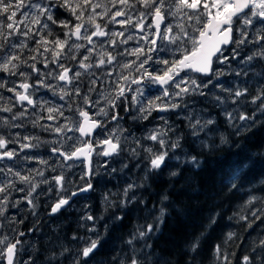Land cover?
Segmentation results:
<instances>
[{
    "label": "snow or ice",
    "instance_id": "6c2138e0",
    "mask_svg": "<svg viewBox=\"0 0 264 264\" xmlns=\"http://www.w3.org/2000/svg\"><path fill=\"white\" fill-rule=\"evenodd\" d=\"M57 8L70 12L75 20L69 22L54 17V9ZM18 15L22 19H16ZM0 17L3 18L0 19V73L17 76L22 81H8L5 76H0V89L12 93V97L7 99L14 98L21 108L19 113L10 118H0V127H23L10 123V120L27 116V104L33 109L38 108L39 112L47 113L46 116L33 113L36 115V119L32 121L33 127L38 126L57 136L55 140L42 141L38 135H25L23 140L26 143H22L19 133L11 140L0 135V162L15 160L19 154L15 150H8L10 143L18 144L21 151L39 148L41 143L59 145L51 147L50 151L65 162L79 161L80 164L75 165L82 168L79 179L87 178L84 184L77 186L71 178L66 181L65 174L61 171L42 181L46 185L54 181L53 187L57 190L58 198L50 207V216H55L62 209L67 211L71 203L75 202L73 197H79L81 193L93 189V155L119 156V137L105 134L104 129L110 122L109 117L111 121L121 118L117 109L119 107L121 111L127 110L126 102L129 100L140 106L138 111L146 113L143 118L147 119L153 111L166 113L179 109L181 103L190 96L211 95L222 108L229 124L238 129L237 135L255 126L258 122L257 113L261 114L260 120H264V87L250 93L246 86L234 88L229 84L225 87V82L218 79L224 74L219 67L221 65L226 66L236 76H240L241 72L247 76L251 67L257 64L264 67V0H0ZM48 22L65 31L49 39L53 37V29ZM109 25L113 27L109 28ZM117 26L121 30H116ZM61 36L64 38L61 39ZM29 41L32 42V47H29ZM130 41H134L135 46L125 47ZM25 49L30 53L27 57L23 55ZM118 57L125 59L122 61ZM128 57L134 59H127ZM66 61H75L76 70L73 71V66L65 63ZM233 63L239 70L232 68ZM38 64L42 67H37ZM240 65L244 67L240 68ZM117 67L120 69L118 75ZM95 69L104 71L97 75ZM33 74L35 79L29 83ZM114 75V80L107 79ZM83 76L91 79L87 90L82 94L79 83ZM53 80L56 83H52ZM98 81L114 87L110 92L97 93V97L93 99L91 93L96 91ZM152 87L158 91L146 96L145 90ZM217 88L228 95H217ZM40 89L58 95L61 100L67 98V110L74 115L65 116L64 106H48L47 101L34 99ZM205 89L208 91L205 92ZM241 97L244 99L241 100ZM4 99L0 94V100ZM225 101H230L236 107L229 111ZM249 103L253 106V111L240 110L244 104ZM0 112L12 113L13 106L5 103L0 107ZM158 118L165 121L167 119L163 115ZM61 119L63 123L60 122ZM42 120L53 123L44 124L41 123ZM214 123V118L204 119L201 123L197 117L189 126L194 130L192 135H198ZM96 129L100 131L97 132ZM169 131L170 128L155 129L146 137L153 142L143 148L148 154L147 168L159 171L169 167L168 160L178 158L170 157L169 153H174L181 147L180 136L169 142L166 139ZM69 133L72 135H68ZM66 141H71L68 147H65ZM220 143H227V139L222 136ZM205 146L207 147L206 144ZM132 152L137 153V149L133 148ZM25 159L32 157L26 156ZM249 159L247 155H240L236 161L227 165L237 171L230 179L221 177L224 188L239 191L236 180ZM189 162L193 168H200V162L195 156H191ZM38 163L45 168L49 167L47 160L40 159ZM73 166L68 165L69 168ZM104 166L108 167L107 164ZM14 167L15 165L0 164V173L6 177L0 179V264H20L17 257L24 250L25 241L21 237H25L26 233L12 229L9 235L5 231V224L16 223L11 215H7L9 204L15 208L22 202L11 199L12 193H25L23 202L35 215L38 208L37 197L52 190L46 188L37 192L41 185L35 182L33 172L43 177L44 169H31L28 174L23 175L19 170L14 171ZM123 167H127V164ZM51 171L54 172L55 167ZM172 175L177 173L173 172ZM17 183L27 185V191L25 188L16 187ZM137 187L139 185L133 182L127 184L120 206L130 204L136 199L135 195L128 198V193ZM164 199L167 200V197ZM105 201L111 204L107 197ZM244 207L249 211L239 216L234 214L237 222H244V227L249 229L257 221L264 224V198L249 195ZM159 213L157 219L161 220L165 207H161ZM101 218L89 213L81 218L89 222L81 227L92 235L72 236L76 244L69 257L71 264H93L99 250L104 246L96 228V223ZM113 219L122 220L123 217L115 216ZM19 222L23 223V218ZM215 223L216 217L213 215L209 218V226ZM155 231H158V225L154 228L149 223L133 233L125 241L130 254L117 260L116 264H125V259L127 264H145L147 253L144 256L139 254L141 249L137 246L138 240L144 241L143 248L150 247L147 240L151 239L149 234ZM238 239L234 231H229L222 242L214 246V259L218 264H233L232 257L235 252L229 253L226 245L229 241L235 243ZM199 246L200 239L194 238L189 245L190 252L196 253ZM68 251V248H63L60 255L63 256ZM23 264L31 262L25 260ZM237 264H264V235L252 242L250 251L247 254L242 253Z\"/></svg>",
    "mask_w": 264,
    "mask_h": 264
},
{
    "label": "trees",
    "instance_id": "16d2710c",
    "mask_svg": "<svg viewBox=\"0 0 264 264\" xmlns=\"http://www.w3.org/2000/svg\"><path fill=\"white\" fill-rule=\"evenodd\" d=\"M62 14L66 12L59 8L55 17L61 20ZM53 27L60 30L57 25ZM261 70L264 73V67ZM250 106L249 112L253 111V106ZM260 116L257 113L258 122L254 127L238 135V129L219 116L217 129L227 139V143L212 148L198 143L190 132H186L185 151L176 163L177 175L158 172L151 176L146 188H139L138 205L127 208L120 214L122 220L101 231V244L104 246L93 264H116L117 260L125 258L126 254H130L125 241L149 223L154 228L158 225V231L149 234L151 239L147 240V244L150 247L143 248L142 240H138L137 244L141 256L147 253L145 264H218L214 259L213 248L222 242L229 231H234L239 238L235 243L229 241L226 245L229 253L235 252L232 260L233 264H237L241 254L250 251L252 242L264 235V224L259 221L249 229L244 227V222H237L235 218L249 211L244 207L249 195L264 198V120H260ZM214 143H218V140ZM240 155H247L250 159L236 180L239 191L228 190L221 184V177L230 179L236 173V168L227 165ZM191 156L200 162L199 169L192 167L189 162ZM161 207H165V213L158 220ZM213 215L216 223L209 226V218ZM194 238L200 239L196 253L189 250ZM67 259L65 256L64 260ZM31 263L59 264L44 258L33 259Z\"/></svg>",
    "mask_w": 264,
    "mask_h": 264
},
{
    "label": "flooded vegetation",
    "instance_id": "af4514ba",
    "mask_svg": "<svg viewBox=\"0 0 264 264\" xmlns=\"http://www.w3.org/2000/svg\"><path fill=\"white\" fill-rule=\"evenodd\" d=\"M56 14V13H55ZM56 15H54L55 17ZM70 18L67 16V14L61 15V20H69ZM54 25L51 26L53 29V37H50V39L54 38V35L56 32L59 31V33H62L65 31V29H62L60 27L59 29H54ZM62 39L64 38L61 36ZM132 46V45H130ZM67 51V49H65ZM40 59V57H38ZM134 59V57H132ZM32 62V61H30ZM70 63V66H73V71L76 70L74 65L76 64L75 61L71 62H65ZM39 67H42V65L38 64ZM50 67H53L50 65ZM118 67L116 68V74L118 75ZM80 71H83L82 69ZM97 75H100L104 69H95ZM194 75V74H193ZM35 79V75L33 76V80ZM91 77L83 76L81 77V81L79 83L81 93L83 94L89 84V80ZM104 79L103 77L101 78ZM109 80H114L115 75L113 77H108ZM64 87H70L68 85H63ZM113 85L111 84H103L100 81H98V85L96 87V91L91 93V96L93 99L97 97V93H107L112 91ZM135 87V86H133ZM31 91V89L29 90ZM158 90L155 87L149 88L145 90V95L148 96L151 93H156ZM42 94L48 95V92H43ZM114 94V93H113ZM131 95V94H129ZM79 99V98H77ZM50 100L51 103L49 105L51 106H63L64 103H59L60 99L58 95H53L52 92L50 93ZM197 100L196 96H190L186 99L185 102L181 103V107L179 109H176V111L172 112H166V113H157L155 111L152 112L150 116H148L147 119H144L143 117L146 115V113H141L138 111L139 105L133 104L130 100L126 102L127 110L121 111L118 107L117 111L119 112L120 119L116 121H111V118L109 117L108 120L110 121L107 124V127L104 129L105 133L112 131L113 128H123V132L120 136V146L121 151L119 153L118 157H109L113 163H111V169L115 167V171H107L108 168L101 166V172L96 173L97 165L101 163L100 157H96L93 155V170H94V176L91 180V183L93 185V189L90 190L87 193H81L79 197H73L74 203H71V207L68 208L67 211L61 210L60 213H57L55 216L49 215V210L54 203L55 199H57V190L55 187H53L54 182L52 184H43L40 183L41 187L37 189V192L39 193L42 189L46 188H52L50 192H47L44 195H39L37 197V204L38 208L36 210L35 215H33V212L30 207H26V204L24 202H21L18 207H11V203L9 205V209L12 213H14L15 217H17L16 223L12 225H5V231L8 232L9 235L12 233V229H15L16 231H24L26 233L25 237H21L22 241H25L23 245V252L27 251V253L23 254L20 253V255H24L27 258L33 259H43L46 258L49 254L52 252L53 244L56 242L60 245V243L67 242L69 246L73 247L76 244V241L74 240H68L73 235H92V233H87L86 229L84 227H81L82 224H87L89 222L81 219L86 213L92 214L95 217H102L98 220L96 223L97 231L101 235V231L103 228H109L111 226H114L119 220H113L114 216L122 215V212H124L127 207H132L135 205H138L140 191L139 188L143 186L146 188V186L149 183V179L152 175L157 174L158 172H163L166 175H172L173 172H177L176 163H178L181 160L182 153L185 151L183 146L184 143H186V138H184V134L186 132L191 133V127L190 124L187 123L186 119L181 118V115L184 112L182 106L185 105V103L188 105L189 103H193V101ZM119 104V102H117ZM1 107L3 104L1 103ZM27 108H29V114L25 116L23 119H18L15 121H11V123L20 124L23 125V127L20 128H12L3 126L1 127V133L8 134V136L12 137L13 134L19 133L20 142L26 143V141L23 140V136L25 135H33L37 134L38 131H36L35 127H33L32 121L36 119V116L31 114L30 109L33 110V108L27 104H25ZM67 107V105L65 106ZM64 107V109H65ZM15 109H13L14 111ZM21 109L16 110L17 113H19ZM67 115H72L73 112H69L68 110H64ZM219 113V112H218ZM216 113L217 115H219ZM165 116L167 119L166 121H163L160 124V127H164L166 129H171V131L168 132L167 139L169 142H172L176 139L177 136H180V144L181 147L179 149H176V151L170 152L169 155L175 156L178 158L170 159L167 161L169 164V167L162 168L159 171L151 172L150 168H147L148 160L146 159V156L148 155L146 152H144L143 148L145 146L149 145V140L146 139L149 132L151 130H155L157 128V122L159 116ZM4 115L3 112H1V118H3ZM221 116V114L219 115ZM219 116L217 117V123L219 122ZM193 117V116H192ZM191 117V122L195 118ZM221 118H224L221 116ZM98 119H102L99 118ZM153 127V128H152ZM155 128V129H154ZM97 132L100 131V129H96ZM44 134V133H43ZM78 134V133H77ZM95 135V134H94ZM116 137H119L117 135ZM193 137V136H192ZM193 139H195L193 137ZM136 148L137 153H133L132 149ZM8 150H15L17 153H19L15 160H5L0 162V164H6L8 166H13L14 171L20 170L23 175L28 174V171L31 169H44L45 167L38 163V160L44 159L48 161V154L49 152L53 155L55 160L59 163V165L55 168V172H61L63 171L65 176L69 179L71 178L75 185H81L84 184L87 178L85 180H80L79 177L82 174V171H79L80 168L75 167L71 170V168L68 167V165H79V161H63L61 157H59L56 154H53L48 148L45 143H41L39 148H32V149H26L21 151L18 144H9ZM155 150V148H154ZM26 156L32 157V159H25ZM54 161H50L52 163V168L54 167ZM108 160V159H106ZM124 164H130L129 167H123ZM139 165V167H134V165ZM63 165V167H61ZM147 169V170H146ZM113 172H115L113 174ZM33 175L36 177L35 173L33 172ZM56 175L53 171H47L46 174L43 177V180L45 178H51L52 176ZM6 177L3 176L2 173H0V179H5ZM11 179H15V177H11ZM112 181L115 184L116 188H120L123 190L124 186L127 185L129 182H133L136 185H139V187L135 188L134 191H130L128 198H131L133 195H135L136 199L132 201L129 205L120 206L119 202L121 200L122 194L113 197L111 202H113V205H110L108 209H105L103 207V204H107V202H102L103 197V188H105L106 181ZM119 182V183H118ZM16 187H22L25 188L27 191V185H22L17 183ZM25 193L21 192H13L11 199L13 200H24ZM113 206V207H112ZM112 207V208H111ZM117 208V209H116ZM112 214H114L112 216ZM121 217V216H120ZM23 218V223H20L19 221ZM104 218V219H103ZM105 228V229H106ZM29 229H32V231H29ZM72 243V245H70ZM71 254V252H69ZM19 255V256H20ZM72 255V254H71Z\"/></svg>",
    "mask_w": 264,
    "mask_h": 264
},
{
    "label": "rangeland",
    "instance_id": "374dc122",
    "mask_svg": "<svg viewBox=\"0 0 264 264\" xmlns=\"http://www.w3.org/2000/svg\"><path fill=\"white\" fill-rule=\"evenodd\" d=\"M105 2H107V0H105ZM58 9H59V8L54 9V13H53L54 15H55V13H56V11H57ZM61 9H63V8H61ZM24 11L27 12V9H25ZM63 12H66V14L70 16V19L68 20L69 22H73V21L75 20V18L72 17V15H71L70 12H68V11H66V10H64V9H63ZM1 19H3V18L1 17ZM16 19H22V17L18 15V16L16 17ZM48 23H49V25H50V27H51V26H52L51 22H48ZM21 27H23V26H21ZM112 27H113L112 25H109V28H112ZM116 30H121V29L119 28V26H117V27H116ZM129 31H131V28H129ZM49 38H50V37H49ZM61 39H62V37H61ZM28 43H29V47H32V42L29 41ZM130 45H132V46H130ZM134 46H135L134 41H130L129 44L126 45L125 47H134ZM226 54H227V53H226ZM23 55H24V57H27V56L30 55V53L28 52V50L25 49ZM118 59H120V60L123 61L125 58H124V57H118ZM127 59H132V57H128ZM29 63H31V62L29 61ZM37 67H39V66L37 65ZM49 67H50V65H49ZM219 67L223 69L224 74L221 75L218 79H219V81H221V82H225V87H228L229 84H231V86L234 87V88H235V87H245V86H246V87H248L250 93H254V92L257 91L259 88L264 87V83H262V82H264V73H263V71L261 70V67H260L258 64L255 65V66H253V67H251V70L248 71L247 76H245L243 72H241L240 76H236L235 73L229 72V71H228V68H227L226 66H224V65H221V66H219ZM243 67H244V65H240V68H243ZM232 68L239 70V69L237 68V65H236L235 63L232 64ZM22 70H24V71H30V70H28V69H22ZM45 71H46V70H45ZM119 72H120V69H118V74H119ZM34 75H35V74H33V76H34ZM0 76H5V74H4V73H0ZM5 78H6L8 81H16L17 83L22 82V81H21V78H18L17 76H5ZM32 81H33V77H32V80L29 81V83H32ZM51 82H52V83H56V81H54V80L51 81ZM216 82H217V81H213V83H216ZM62 86H63V85H62ZM63 87H64V86H63ZM18 90H20V89H18ZM21 91H22V90H21ZM204 91L207 92L208 90L205 89ZM43 92H48V95L42 94ZM215 92H216L217 95H223V96H227V95H228V93H226V92H222V90L219 89V88L215 89ZM50 93H51V92L47 91L46 89H40V90H38V91L36 92L34 99L47 101V102H48V106H51V105H49V103H51V100H50ZM0 94H2V95L5 97L4 100H1V103H2L3 105H4L5 103H7V104H9V105H12V106H13V109H15L12 113L3 112V114L6 115V116H4L3 118H10L13 114L17 113L16 110H19V109H21V108H20V106H19L18 103H15L14 98H13L12 100H8V99H7L8 97H12V93H8V92H6L4 89H0ZM240 99L243 100L244 98L241 97ZM66 100H67V98H66ZM66 100H61V99H60L59 103H64L63 106L65 107V106H66ZM225 105L228 107V110H229V111H231L232 108L236 107V105L231 104L230 101H225ZM250 105H251L250 103H249V104H244V105L241 107L240 110H241V111H245V110H247V111L249 112V111H250L249 109H250V107H251ZM0 107H1V105H0ZM25 107H27V106L25 105ZM65 109L67 110V107H65ZM65 109H64V110H65ZM182 109H183V111H187V112H184V113L181 115V118L186 119L188 124L194 122V121L197 119V117L200 118L201 123H203L204 119H207V118H214L215 123L212 124V125H209V126H208L207 128H205L203 131H201L198 135H192V132H193L194 130L191 128V129H192V130H191V135L196 139V141H197L198 143H200L201 141H203L204 143H202V144H203L204 146H205V144H206L208 148H209V147L212 148L213 145H214V147H216L218 144H220V140H221L220 136H221V135L219 134V131H218V129H217L218 126H219V122L217 123V119H218V118L216 117V113L219 112V113L221 114V116L224 117V118H222V119H225L226 122H228V121H227V119H226V117H225V115H224V113H223V111H222V108H221L220 106L217 105L216 101L214 100V98H213L211 95L204 96V97H201V96H198V95H197V100H196V101H193V103H192V102L189 103V104L187 105V107H185V105H183V106H182ZM28 110H29V108H28ZM30 111H31V114L36 113V114H38V115H40V116H46V115H47L46 112H39V109H38V108H37V109H33V110L30 109ZM175 111H176V110H175ZM33 115H34V114H33ZM73 115H74V113H72V115H71V114H70V115H67V114L65 113V116H73ZM35 116H36V115H35ZM192 116H193V117H192ZM189 117H192V118H195V119L192 120V122H191V121L189 120ZM0 118H1V112H0ZM163 121H165V120H161V119L158 118V121L155 122V123L158 124L156 129H166V128H164V127H160V124H161ZM60 122L63 123V120L61 119ZM10 123H11V120H10ZM41 123L49 124V123H53V122H51V121H47V120H42ZM12 128H15V127H12ZM152 128H153V127H152ZM35 129H36V131H38V133H37V134H33V135H38V136L41 138L42 141H52V140L57 139V136H56L55 133L48 132V131H43V130H42L40 127H38V126L35 127ZM154 129H155V128H154ZM152 131H153V130H151V131L149 132V134H151ZM122 132H123V128L118 127V128H113L112 131H109V132H107V133H105V134H114V138H115L117 135H119V140H120V136H121ZM43 133H44V134H43ZM16 134H17V133H16ZM16 134H13L12 137H10V136H8V134L1 133V127H0V135H4L6 139L11 140ZM149 134H148V135H149ZM68 135H72V133H69ZM76 135H78V134H76ZM222 136H223V135H222ZM222 136H221V137H222ZM223 137H224V136H223ZM19 138H20V137H19ZM20 139H21V138H20ZM60 139H63V138L61 137ZM166 139H167V138H166ZM167 140H168V139H167ZM216 140H218V143H214V141H216ZM120 141H121V140H120ZM33 143H35V141H33ZM148 143H149L148 146H150V145L153 144V142H151V141H149ZM69 144H71V141H66V142H65V147H68ZM46 145H47V148H48L49 150H50V148L53 147V146H55V147H59V145H50V144H46ZM48 157H49V158H48V165H49V167H48V168H44V175L46 174L47 171H51L52 163H51L50 161H54V160H55V158L53 157V155H52L50 152H49V154H48ZM110 158H111V157H110ZM110 158H109V157H100L101 163H99V164L97 165L96 173L101 172V166L105 167V166H104L105 164L108 165V167H106V168H108L107 171H110V169H111V163H113V161H112ZM106 159H108V160H106ZM58 165H59V163L55 160V162H54V167L56 168ZM75 165H77V164H74V166L71 167V170L74 169L75 167H77V166H75ZM129 166H130V164H129V165L127 164V167H129ZM78 168H80L79 171H82V168H81V167H78ZM113 168H115V167H113ZM150 170H151V172H156V171H157V170H152V169H150ZM19 171H20V170H19ZM54 173H56V175L59 174V172H55V171H54ZM114 173H115V172H113V174H114ZM21 174H22V173H21ZM43 177H44V176H43ZM43 177L37 175V176L35 177V182H37V183H41V182L43 181ZM65 180H66V181L68 180V178H67L66 176H65ZM53 182H54V181H53ZM106 182H107V183L105 184V188H103L102 202H106V201H105V197H107V198H108V201H109V200H111L113 197L122 194L124 188L127 186V185H125L124 188H123V190H121L120 188H116V187H115V184H114L112 181L107 180ZM118 183H119V182H118ZM113 194H115V195H113ZM128 195H129V193H128ZM18 200H20V199H18ZM20 201L23 202V200H20ZM119 203H120V202H119ZM9 205H10V204H9ZM110 205H113V202H111V204H109V203H107V204H103V207H104L105 209H108V207H110ZM119 205H120V204H119ZM128 205H129V204H128ZM112 207H113V206H112ZM124 207H125V206H124ZM9 208H10V207H9ZM9 208H8V209H9ZM127 208H129V207H127ZM116 209H117V208H116ZM7 215H11L12 218H13L15 221H17V217H15V216H14L15 214L12 213L10 210H8ZM113 215H114V214H112V216H113ZM117 216L120 217L121 215H117ZM114 217H115V216H114ZM103 219H104V218H103ZM113 220H115V219H112V221H113ZM5 225L8 226V225H12V224H5ZM106 229H107V228H106ZM68 240H72V237H70ZM53 245H54V246H53V248H52V252H51V254H49V255H48L46 258H44V259H47V261H52L53 263H54V262H58L59 264H71V261L69 260V257L71 256V254H73V247L69 246L67 242H65V243H60V245H58V243L55 242ZM63 248H68L69 251H68V252H65L64 255L61 256V255H60V252L63 250ZM69 252H71V254H69ZM25 253H27V251H24V252H23V254H25ZM67 253H68V254H67ZM65 256H67V258H68L67 260H68V261H67V260H64V259H65ZM17 259L20 261V264H23V262H24L25 260H30V262H31V259L25 257L24 255H20V256H18ZM31 264H32V263H31ZM38 264H39V263H38Z\"/></svg>",
    "mask_w": 264,
    "mask_h": 264
},
{
    "label": "bare ground",
    "instance_id": "6f19581e",
    "mask_svg": "<svg viewBox=\"0 0 264 264\" xmlns=\"http://www.w3.org/2000/svg\"><path fill=\"white\" fill-rule=\"evenodd\" d=\"M112 208V207H111ZM103 230V229H102Z\"/></svg>",
    "mask_w": 264,
    "mask_h": 264
}]
</instances>
